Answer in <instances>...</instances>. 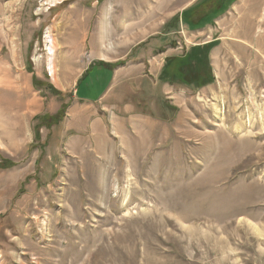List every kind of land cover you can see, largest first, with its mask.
Returning <instances> with one entry per match:
<instances>
[{
    "label": "rangeland",
    "instance_id": "rangeland-1",
    "mask_svg": "<svg viewBox=\"0 0 264 264\" xmlns=\"http://www.w3.org/2000/svg\"><path fill=\"white\" fill-rule=\"evenodd\" d=\"M166 2L0 0V264H264V0Z\"/></svg>",
    "mask_w": 264,
    "mask_h": 264
},
{
    "label": "crops",
    "instance_id": "crops-1",
    "mask_svg": "<svg viewBox=\"0 0 264 264\" xmlns=\"http://www.w3.org/2000/svg\"><path fill=\"white\" fill-rule=\"evenodd\" d=\"M86 71V72H85ZM115 70H112L111 68H104L100 69V67H93V66H87L82 69L79 76L81 77L77 88H76V99L82 102H96L99 100L108 89H110L112 85V78L115 75ZM109 77H106L108 76ZM78 76V77H79ZM109 78L108 83L104 84L103 88L102 86H99V79L102 78L101 81H104V78ZM84 79H87V88L85 86L84 89L81 88L80 84H82V81ZM84 83V82H83ZM99 86V87H98Z\"/></svg>",
    "mask_w": 264,
    "mask_h": 264
},
{
    "label": "bare ground",
    "instance_id": "bare-ground-1",
    "mask_svg": "<svg viewBox=\"0 0 264 264\" xmlns=\"http://www.w3.org/2000/svg\"><path fill=\"white\" fill-rule=\"evenodd\" d=\"M170 1H172V0H167L168 4H169ZM167 2H166V3H167ZM166 3H164V4H166ZM173 3H174V2H173ZM164 4H160L159 7H160V8H164L165 6H167V5H164ZM170 4H172V3H170ZM167 7H169V6H167ZM147 9H148V8H147ZM150 10H151V9H150ZM153 10H154V9H153ZM146 11H147V10H146ZM152 14H153L152 10H151L148 14H146V15H145V13H144V15H142V13L139 12L136 16L140 17V19H139V22H140V23H137V22H136L137 25H139V24L142 25V24H144V22H145V24H146V22H147L146 20H147L148 16H150V15H152ZM153 15H154V14H153ZM156 15H157V14H156ZM263 16H264V15H263ZM150 17H151V16H150ZM150 17H149V18H150ZM261 22H263V21H261ZM132 23H133V22H132ZM132 23H131V24H132ZM134 23H135V22H134ZM131 24L128 25V26L126 27L127 29L124 28V29H125V32H126V30H127V31L131 30V29H130L131 26H132V29H134L133 27H135V26H134V25H131ZM145 24H144V25H145ZM144 25H143V27H144ZM145 26H146V25H145ZM136 27H137V26H136ZM136 27H135V28H136ZM51 37H52V35H49V33H46L45 38H46L50 43L53 41V39H51ZM48 49H49L50 53H52L51 47H49ZM48 65H49V70L53 71V66H52V62H51V61H48Z\"/></svg>",
    "mask_w": 264,
    "mask_h": 264
}]
</instances>
